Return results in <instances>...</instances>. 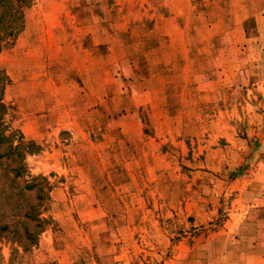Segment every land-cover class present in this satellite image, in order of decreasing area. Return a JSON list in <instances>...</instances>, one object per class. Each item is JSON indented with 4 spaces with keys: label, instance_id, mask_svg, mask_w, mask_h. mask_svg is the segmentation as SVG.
Masks as SVG:
<instances>
[{
    "label": "rangeland",
    "instance_id": "rangeland-1",
    "mask_svg": "<svg viewBox=\"0 0 264 264\" xmlns=\"http://www.w3.org/2000/svg\"><path fill=\"white\" fill-rule=\"evenodd\" d=\"M0 71V264H264V0H33Z\"/></svg>",
    "mask_w": 264,
    "mask_h": 264
},
{
    "label": "trees",
    "instance_id": "trees-1",
    "mask_svg": "<svg viewBox=\"0 0 264 264\" xmlns=\"http://www.w3.org/2000/svg\"><path fill=\"white\" fill-rule=\"evenodd\" d=\"M32 1L33 0H0V51L3 45L6 44L8 40L15 37L22 28L23 9L28 7ZM7 83L8 78L0 71V159L6 158L10 160V164H16L11 170L14 176L18 177L21 176L24 170L21 161H18V159L22 157V150H29L33 144L30 142L25 143L21 134L18 135L16 138L17 142L15 143V134L7 133L8 129L4 126L6 106L2 96ZM10 164L8 166H10ZM5 181V177L0 174L1 189Z\"/></svg>",
    "mask_w": 264,
    "mask_h": 264
}]
</instances>
